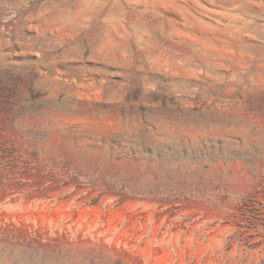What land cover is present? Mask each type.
Returning <instances> with one entry per match:
<instances>
[{
  "label": "rangeland",
  "instance_id": "obj_1",
  "mask_svg": "<svg viewBox=\"0 0 264 264\" xmlns=\"http://www.w3.org/2000/svg\"><path fill=\"white\" fill-rule=\"evenodd\" d=\"M0 264H264V0H0Z\"/></svg>",
  "mask_w": 264,
  "mask_h": 264
}]
</instances>
